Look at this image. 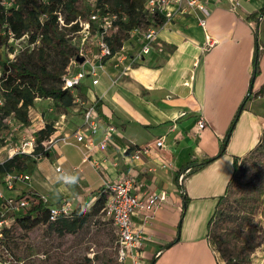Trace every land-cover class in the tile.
<instances>
[{"label":"crops","instance_id":"1","mask_svg":"<svg viewBox=\"0 0 264 264\" xmlns=\"http://www.w3.org/2000/svg\"><path fill=\"white\" fill-rule=\"evenodd\" d=\"M201 1L208 9L204 27L198 23L202 15L196 8L169 5L171 18L159 27L150 52L125 77L115 79L113 54L105 61L98 84L84 78L91 86L106 79L101 94L89 96L84 79L73 89H82L98 112L95 144L109 126L114 129L104 148L89 153L90 162L103 167L99 187L104 181L132 176L140 196L166 194L150 219L133 217L142 228L143 243L118 264H220L208 240L207 223L231 177L233 158L245 156L264 134V13H260L264 0ZM129 41L133 55L141 40L131 36ZM254 61L258 74L252 77ZM43 117L38 115L37 126H45ZM199 118L206 121L200 131ZM76 130L82 128L55 129L56 136H70L71 144L56 145L36 163L47 158L55 175H61L55 167L61 166L62 148L85 151L72 137ZM156 140L162 146H156ZM136 149L141 150L139 159L132 157ZM83 164L89 171L82 169ZM74 167L80 173L67 176L78 177V184L62 177L52 185L43 182L41 192L32 191L49 204L64 197L74 210H83L97 197L91 189L94 171L82 163V155ZM187 169L179 185L178 175ZM55 192L56 200H49Z\"/></svg>","mask_w":264,"mask_h":264},{"label":"trees","instance_id":"2","mask_svg":"<svg viewBox=\"0 0 264 264\" xmlns=\"http://www.w3.org/2000/svg\"><path fill=\"white\" fill-rule=\"evenodd\" d=\"M80 1L0 0V48L7 47L10 39L25 37L29 44L38 43V55L36 61L33 62L37 66V71L32 70L28 59L18 58L8 63H2L0 59V65H4V71L0 75V97L2 98L0 125L3 124L2 120L9 116L28 125L29 110L34 105L36 98L51 99L62 111L74 105V97L70 92L73 89L63 88V77L66 74L61 75L58 70L50 72L45 66L44 48L64 50L66 47H71V43L65 37L64 30L78 31L80 29L79 21L89 20L86 19ZM145 1L95 0V8L99 9L101 14L110 13L116 16V19L112 21V28L108 29L106 33V39L113 52L115 51L113 39L119 43L122 38L130 36V31L135 26H147L151 23L142 12ZM260 13H264V8L260 10ZM58 17H62L65 25H60ZM163 22L164 18L161 15H155L152 18V24L156 27H159ZM257 74V62L254 61L252 77ZM47 80L55 81L58 84L50 83L49 86H46ZM247 98L249 95L244 99V102ZM54 131V127L48 124L37 132L38 145L33 154L42 151L40 142L47 139ZM43 155L48 156V153ZM31 159L34 160L29 154H16L5 159L0 162V176L13 170L24 171L27 161ZM232 166V174L225 191L218 198L215 210L207 223V236L210 245L211 235H213L214 245L220 246L225 239L239 238V233L244 228L249 230L244 243L246 245L253 244L256 230L249 227V223L253 220L252 215L250 212L245 213V209H238L235 204L239 199L247 198L249 189L258 194L264 186V134L245 156L234 157ZM256 177L259 178L257 187L253 184ZM92 194L97 196L93 204L100 205L102 208L105 196L101 193V188L95 189ZM22 197L30 201V206L22 216L16 219V227L26 233L39 225H46L59 236L76 234L84 227L91 215V209L74 210L70 216L48 221L47 207L41 195L28 190L22 194ZM10 231L11 229H7L4 232L3 244L6 247H10L7 241Z\"/></svg>","mask_w":264,"mask_h":264},{"label":"rangeland","instance_id":"3","mask_svg":"<svg viewBox=\"0 0 264 264\" xmlns=\"http://www.w3.org/2000/svg\"><path fill=\"white\" fill-rule=\"evenodd\" d=\"M80 5L86 14V19L90 20L89 15L94 1L81 0ZM59 22L60 25H65L62 17ZM93 28L95 27L93 26ZM93 28L91 27V29ZM85 32L86 30L83 26H80V29L75 32L64 30L65 37L71 43V47H66L64 50L60 48H44V64L50 72L58 70L61 75H67L79 68L72 63V60L77 52V47L84 42ZM92 35H94V32H92ZM130 37L122 38L119 40V43L113 39L115 53L111 59L113 68L118 71L116 77L114 76L118 82L134 66V64L128 65V58H131V52L134 49V45L129 41ZM86 42L92 46L95 44L94 40H86ZM121 54L126 56V58L121 59ZM37 55L38 43L29 44L26 37L15 40L10 39L7 47L0 48V59L2 63L15 61L18 58L28 59L30 67L34 71L38 70L37 66L33 63L36 61ZM3 71L4 65L1 64L0 75ZM106 82V79L101 77L99 85L91 86L89 80H83V83L88 87L89 96L101 94ZM108 82L110 83L111 81ZM50 83L54 85L58 84L55 81L47 80L46 86H49ZM70 92L74 100L77 98L78 101L75 100L74 105L68 107L65 111H62L51 99L36 98L34 105L29 110L30 120L28 125L33 124L37 127L39 121L38 115L42 113L44 116V125L50 124L56 130H59L61 127L63 131H74L77 128H83V125L78 121L81 119L85 107L92 104V100L85 95L82 89L71 90ZM11 120L9 128L5 124H2L3 127H0V162L7 159L9 155L14 154L13 148L19 145L21 137L25 133L27 134L28 132L30 134L31 132L29 130L30 128L27 131L21 130V128L17 127L12 117ZM81 155L78 147L66 146L62 148V155H58V157L66 174L65 177H69L67 176L68 173L72 175H78L80 173L79 170H73V167L78 164ZM250 157L252 158L253 156ZM36 162L37 159L27 161L24 172L28 173L31 179L28 183L19 184L21 189L32 190L31 188H35L41 192L43 182L52 185L58 178L61 179L63 177L62 174L55 175L49 159L45 158L42 162ZM81 167L85 172L90 169L85 164ZM92 170L94 171L91 172V189L93 191L99 187L98 176L103 175V167L96 164L95 167H92ZM63 179L65 178L63 177ZM68 183L73 184L71 182ZM76 183L78 184V182ZM253 184L255 187L259 186L258 177L254 179ZM57 195V192L53 193L49 200H56ZM62 199L65 200L66 198L62 197ZM246 201H248L247 204ZM93 203L87 207H83V209H91V215L84 227L76 234L59 236L46 225H39L26 233L16 227V223L13 224L10 228V233L7 235V241L9 242L11 250L24 264H118L120 261L117 257L115 227L112 221L103 214L100 205ZM235 207L242 210L245 209V213H251L253 220L249 223V227L256 230L255 238L253 244L246 245L244 239L249 233V230L244 228L239 233V238L225 239L220 246H217L214 245L213 235H211V246L217 254L219 263L264 264V186H262L258 194L249 189L247 198L239 199ZM86 259H89V261H86Z\"/></svg>","mask_w":264,"mask_h":264},{"label":"built area","instance_id":"4","mask_svg":"<svg viewBox=\"0 0 264 264\" xmlns=\"http://www.w3.org/2000/svg\"><path fill=\"white\" fill-rule=\"evenodd\" d=\"M93 1L94 5L89 15L90 20L83 23L79 21L80 26H83L86 30L84 42L77 47V52L72 60V63L79 68L63 77L64 89H76L86 77L91 79L93 85L98 84L99 76L104 71L105 61L114 54L112 47L106 39V33L108 29L112 28V21L116 19V16L110 13L101 14L100 10L95 8V0ZM183 3L191 8H196L201 13L202 16L198 17V23L202 27L205 26V17L208 15V9L206 8V4L201 0H146L143 4L142 12L151 23L147 26H135L131 29L130 35L138 36L141 40V45L139 50L131 58H128V65L141 61L150 52L152 44L156 42L157 32L162 24L159 27L154 26L152 18L155 15H161L164 18V24L173 14V11L169 10L168 6L173 4L179 9ZM58 19L61 20V17H58ZM92 32H94V35H92ZM86 40H94V46L87 43ZM77 57H83V62L78 63L76 61ZM125 58L126 56L121 54V59ZM1 104L2 98L0 97ZM11 117L16 122L18 128L23 129V131H27L30 128L31 132L30 134L27 132V134L25 133L21 137L19 145L13 148L14 154L9 155L8 158L16 154H29L33 159L38 160L44 156V153H50L58 144H71L70 136L51 134L47 139L40 142L42 151L38 154H33L35 147L38 145L37 132L44 126L25 125L13 116H9L2 120V123L8 128L12 121ZM83 119L82 130L73 133L72 137L76 143L81 144L85 149L82 152V163H89L92 167H95L96 164L89 160V153L96 149V147L104 148L110 140L111 132L114 129L109 126L103 139L98 144H95L92 138L98 131L99 118L93 104L86 108ZM196 124L199 131L206 127V121L203 118H199ZM155 145L162 146V141L156 140ZM140 153L141 150L136 149L132 157L139 159ZM78 169V167H74L73 170ZM55 170L65 178L66 174L60 165H57ZM188 172L189 169L178 175L179 185L182 184ZM30 179V175L22 170L5 172L0 176V264H24L10 247H6L3 244V241L5 240V230L10 229L16 223V219L22 216L30 206V201L22 197V194L26 190L21 189L19 186V184L28 183ZM101 193L105 196L102 211L115 227L117 257L119 261H122L129 253H132L135 249H139L143 243L142 228L135 225L133 217L140 215L144 221L150 219L158 207L166 201V194L164 192H152L140 196L137 193L132 176H122L113 182L104 181L101 186ZM42 199L47 207L48 221H55L58 218L70 216L74 211L71 202L68 200L49 204L45 197H42Z\"/></svg>","mask_w":264,"mask_h":264},{"label":"clouds","instance_id":"5","mask_svg":"<svg viewBox=\"0 0 264 264\" xmlns=\"http://www.w3.org/2000/svg\"><path fill=\"white\" fill-rule=\"evenodd\" d=\"M77 180H78V177H76V176H72V177H65V179H64V182H71V183H76L77 182Z\"/></svg>","mask_w":264,"mask_h":264},{"label":"water","instance_id":"6","mask_svg":"<svg viewBox=\"0 0 264 264\" xmlns=\"http://www.w3.org/2000/svg\"><path fill=\"white\" fill-rule=\"evenodd\" d=\"M76 61H77L78 63H82V62H83V57H77V58H76Z\"/></svg>","mask_w":264,"mask_h":264}]
</instances>
